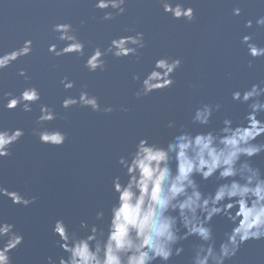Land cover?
I'll list each match as a JSON object with an SVG mask.
<instances>
[{"label": "water", "instance_id": "1", "mask_svg": "<svg viewBox=\"0 0 264 264\" xmlns=\"http://www.w3.org/2000/svg\"><path fill=\"white\" fill-rule=\"evenodd\" d=\"M237 3L242 8L240 16L232 14ZM191 4L196 11L191 22L165 13L158 0H129L127 13L110 21L100 19L104 13L91 0H4L0 4V50L7 52L24 39L34 40L32 55L21 57L0 73L2 90L19 95L34 85L41 93L31 112L23 111L22 105L11 110L0 107V126L25 132L12 147V155L0 163V182L10 190L38 196L28 207L13 204L7 196L0 198V217L14 223L25 237L10 253L13 264H46L49 255L57 259L66 255L52 232L57 219H64L70 230L81 234L80 221L91 224L97 210L104 209L107 219L114 201L111 179L124 178L118 159L133 151L138 139L148 137L150 142L166 145L181 130H206L192 123L196 107L203 103L222 105L209 127H221L225 116L234 124L246 123L247 104L233 100L232 92L264 81V57H250L241 44L243 35L251 34L255 43L264 46V26L256 23L264 16V0H191ZM248 20L253 21L251 27H246ZM56 22L73 24L86 42V53L96 46L107 48L113 37L134 34L127 29L143 32L146 47L139 62L134 56L108 55L106 70L90 72L84 66L86 56L55 57L47 51L49 43L64 46L51 31ZM162 56L182 59L173 73L175 84L137 98L135 91ZM20 68H26L32 79L19 76ZM133 73H139L141 80H133ZM65 75L76 81L74 88L64 89L60 84ZM83 84L99 97L101 106L112 105L114 110L96 112L79 105L64 109L62 100L78 96ZM41 103L60 114L46 126L67 132L63 145L41 143L33 135ZM121 105L129 110H120ZM260 118L264 119V113ZM170 121L174 127L167 126ZM257 142L264 143V136ZM251 163L264 172V153L252 157ZM196 179L205 193L222 182L215 177ZM211 224L218 247L232 223L221 215ZM180 243L184 252L168 264H189L193 246L200 241L192 236ZM225 264H264V239L247 241Z\"/></svg>", "mask_w": 264, "mask_h": 264}, {"label": "clouds", "instance_id": "2", "mask_svg": "<svg viewBox=\"0 0 264 264\" xmlns=\"http://www.w3.org/2000/svg\"><path fill=\"white\" fill-rule=\"evenodd\" d=\"M4 0H0L3 4ZM94 8L103 11L102 21L113 20L127 13L129 0H91ZM165 13L174 19L191 22L196 11L191 0H158ZM187 5V6H186ZM242 8L237 3L232 9L234 16H240ZM85 21L81 20V24ZM256 23L264 26V16ZM248 20L246 27H251ZM57 42L49 43L47 51L55 57L76 54L87 57L84 66L90 72L104 71L108 55L123 58L134 56L139 62L141 50L146 47L143 32L127 29L134 34L113 37L107 48L94 47L85 52L86 42L80 38L71 22H56L51 25ZM241 44L246 45L252 58L264 57V46L253 41L251 34L243 35ZM34 40L24 39L11 50H0V73L21 57L32 55ZM182 64L180 57L162 56L143 78L135 91L137 98L154 91L171 88L175 84L173 73ZM248 66H253L252 60ZM18 75L31 80L26 68H20ZM132 79L141 80L139 73ZM60 84L64 89H72L76 81L65 75ZM264 81L254 83L249 88L232 92V99L247 104L244 120L234 124L225 116L222 126L209 127L214 113L219 112V103H203L196 107L192 123L203 129L179 131L166 145L150 142L148 137L138 139L135 149L121 155L118 164L124 169V178L116 175L111 179L114 201L106 213L104 209L95 212V221H80V232L70 230L64 219H57L52 227L59 239L56 245L66 255L54 258L49 255L46 264H168L172 257L184 252L181 241L195 236L200 243L193 246L189 264H225L235 257L241 246L249 240L264 239V172L254 167L251 158L264 153V143L257 138L264 136ZM88 85L80 87L78 96H66L62 107L74 105L90 107L96 112L109 113L112 105L101 106L100 99L87 91ZM41 100L36 86L25 87L19 95L3 92L0 85V107L16 109L22 105L23 111L31 112L32 106ZM120 110L128 111L124 105ZM60 114L55 107L40 104V115L32 129L41 143L63 145L67 132L59 128H49L47 123ZM168 127H174L170 121ZM183 129V126H181ZM23 128L0 126V163L12 155V147L24 136ZM209 180L215 177V190L205 193L196 177ZM7 196L13 204L28 207L36 202L37 195H28L18 190H10L0 182V198ZM225 216L232 223L231 231L217 247L212 220ZM23 232L0 217V264H13L10 253L24 242ZM179 245V246H178Z\"/></svg>", "mask_w": 264, "mask_h": 264}]
</instances>
